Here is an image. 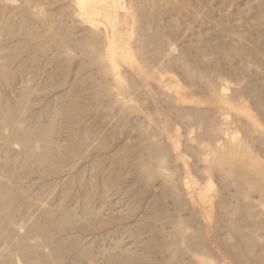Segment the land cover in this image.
Here are the masks:
<instances>
[{
    "label": "rangeland",
    "instance_id": "1",
    "mask_svg": "<svg viewBox=\"0 0 264 264\" xmlns=\"http://www.w3.org/2000/svg\"><path fill=\"white\" fill-rule=\"evenodd\" d=\"M0 264H264V0H0Z\"/></svg>",
    "mask_w": 264,
    "mask_h": 264
},
{
    "label": "bare ground",
    "instance_id": "2",
    "mask_svg": "<svg viewBox=\"0 0 264 264\" xmlns=\"http://www.w3.org/2000/svg\"><path fill=\"white\" fill-rule=\"evenodd\" d=\"M77 1V4L81 7V8H83V9H86L87 8V6L88 5H90L91 3H96L97 1H99V0H76ZM117 2H118V0H117ZM100 9V8H99ZM91 10V9H90ZM100 11V10H99ZM99 11H98V9H94V10H92L90 13L91 14H96V13H99ZM105 12V11H104ZM103 12V13H104ZM87 13V12H86ZM102 13V14H103ZM107 14V13H106ZM87 16V15H86ZM89 19V18H88ZM89 21H90V19H89Z\"/></svg>",
    "mask_w": 264,
    "mask_h": 264
}]
</instances>
